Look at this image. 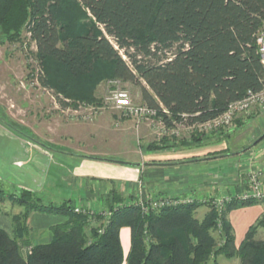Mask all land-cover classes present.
<instances>
[{
  "label": "trees",
  "instance_id": "16d2710c",
  "mask_svg": "<svg viewBox=\"0 0 264 264\" xmlns=\"http://www.w3.org/2000/svg\"><path fill=\"white\" fill-rule=\"evenodd\" d=\"M263 26L264 0H0V42L21 41L22 30H28L37 77L60 104L98 105L102 81H127L139 86L142 102L156 108L168 127L172 121L205 122L248 90L262 89L256 33ZM189 135L174 144L185 147L204 137L197 131ZM163 147L150 144L147 149ZM123 200L114 191L107 200V222L90 226L70 198L56 203L34 190L0 184V213L4 202L20 208L6 212L11 235L0 227V264H206L212 255L264 264V240L255 238L257 228L264 227V209L238 246L228 219L230 210L259 201L234 200L219 213L208 201L143 213ZM201 205L209 209L197 218ZM33 212L65 217L50 227L47 243L30 242ZM218 224L219 246L212 234ZM124 226L130 229L126 256L120 240Z\"/></svg>",
  "mask_w": 264,
  "mask_h": 264
},
{
  "label": "crops",
  "instance_id": "0c3cea01",
  "mask_svg": "<svg viewBox=\"0 0 264 264\" xmlns=\"http://www.w3.org/2000/svg\"><path fill=\"white\" fill-rule=\"evenodd\" d=\"M3 115H0V184L14 189L27 188L38 191L45 183L49 163L63 166L64 161H55L53 148L46 147L38 140L20 136L8 128L4 108ZM232 133L214 131L203 135L200 142L185 147L146 151L140 165L110 161L109 158H104L107 155L103 152L87 153L89 151L83 145L84 147H79L83 155H79L77 162L68 168L70 176L61 175L62 181L81 187L82 198L85 200L80 203V207L95 210H104L103 202L105 199L111 201L114 188L118 189L119 194L129 190L128 193L120 194L125 200L134 197L139 189L142 194H192L199 199L219 193H236L246 186L247 176L254 169L261 170L264 181V135L248 147L230 149L233 142L240 139L236 138V133H233L235 138H232ZM225 135L228 136L219 139ZM249 141L250 139H247V143ZM236 146L237 143L234 147ZM93 148L92 146L91 149ZM48 199L54 201L50 197ZM9 207L14 206L9 202L2 204L4 211L0 213V227L11 235L12 224L6 213L10 210ZM263 209L264 202L259 201L230 210L228 219L234 232L235 246L239 245L247 228L254 223ZM14 210L18 212L20 208L16 207ZM28 220L31 244H42L52 238L50 227L63 222L65 217L33 212ZM120 240L123 254L126 256L130 246L129 227L120 229ZM233 261V264H238V259ZM122 264H125V261Z\"/></svg>",
  "mask_w": 264,
  "mask_h": 264
},
{
  "label": "rangeland",
  "instance_id": "374dc122",
  "mask_svg": "<svg viewBox=\"0 0 264 264\" xmlns=\"http://www.w3.org/2000/svg\"><path fill=\"white\" fill-rule=\"evenodd\" d=\"M34 54L35 45L27 29L22 30L21 41L15 43L0 42V115L4 116V108L5 122L8 128L10 125H14V127H17V131L22 132V134L20 132L17 134L23 137L24 135L34 137L37 135L38 137L35 138L40 143L54 149L52 153L55 161H64L62 162L64 163L63 166L49 163L46 168L48 171L45 174L46 179L43 188L36 191L41 199L49 201L48 197H50L51 200L59 203L70 198L72 203L78 206L85 200L82 198L83 189L81 187L62 181L61 177L62 174L67 177L70 176L68 168L77 162L79 155H83L79 151V149L81 150L79 147L83 145L88 149L89 152L87 153L98 151L105 153L107 156H104V158L111 160L141 163V158L146 151H149L147 148L150 144L166 145L161 149L174 148L178 147L174 144L175 141L180 138H189L190 130L185 127L186 125L172 121L173 125L168 127L162 118L157 116L136 121L111 109L105 100L111 94V90L115 88L128 91L133 102H142L139 86L131 82L115 81L114 79L102 81L96 91L98 97L101 98L98 105L78 104V106L71 107L60 104L53 91L41 85L37 77L39 75L36 69L38 62ZM122 57L128 61L124 54H122ZM159 120L163 122V126ZM230 128V133L238 134L236 138L240 137L239 141L233 142V148L230 149L248 147L264 135V114L260 115L258 112L253 111L249 115H237L233 119ZM233 133L230 135H233ZM232 138H235L234 135ZM247 139H250L248 143ZM31 143L33 144V142ZM236 143L238 146L234 147ZM92 146L93 149H91ZM114 191L118 192V189L114 188ZM128 191L120 194L128 193ZM138 195L139 199H145L149 194L148 192L142 194V190L139 189L134 197L131 196L128 200H123V203L136 200ZM186 195L195 196L192 194H179V196ZM198 199L195 202L201 204L203 201H198ZM107 203L108 201L105 199L102 206L106 211L108 210ZM208 203L213 207L210 200ZM115 206L118 205L114 204V208ZM16 207H9V209L13 208L11 212H17L14 210ZM213 208L215 209V207ZM208 209L209 207L206 205L199 206L196 208L195 216L201 218ZM101 216L102 219L98 218L95 213L91 215L90 226L102 222L106 223V217L108 218L109 215ZM219 229L220 225L218 224V228L212 232L217 240L220 234ZM255 238L264 240V227L257 228ZM217 242V246H219L222 240L220 239ZM29 250V246L22 248L24 254ZM233 259L238 258L212 255L206 264H233Z\"/></svg>",
  "mask_w": 264,
  "mask_h": 264
},
{
  "label": "built area",
  "instance_id": "2783aa9c",
  "mask_svg": "<svg viewBox=\"0 0 264 264\" xmlns=\"http://www.w3.org/2000/svg\"><path fill=\"white\" fill-rule=\"evenodd\" d=\"M30 35V34H29ZM256 43L257 52L259 54L260 62L264 68V26L256 33ZM36 67L37 73L40 71L39 64ZM116 81V80H115ZM111 94L106 97V104L111 107V109L116 110L121 115L134 119L136 121L147 120L157 116V109L153 108L146 103L133 102L128 94V91L119 88L112 89ZM256 111L258 114H264V86L259 91L246 92V95L238 100L230 102L226 109L218 116L209 119L202 123H196L191 125H186L185 127L191 132L197 131L203 135L211 134L214 131H224L229 132L230 127L233 124V119L237 115L241 114H251V112ZM162 126L164 125L161 120H159ZM198 198L195 196H171V195H153L149 194L145 199L131 200L125 204L137 205L143 213L148 211H154L161 209L163 207H175L178 205H185L193 203ZM211 201L213 207L219 213L224 208V205L228 202L238 200H256L264 202V181L261 177V170L257 169L250 171L247 180L246 187L242 188L241 191L230 194H217L212 195L204 199H198V201ZM73 210L77 213H84L87 216L88 222L90 221V216L95 214L101 215H111L109 210H95V209H84L78 205L73 207ZM107 220V217H106Z\"/></svg>",
  "mask_w": 264,
  "mask_h": 264
},
{
  "label": "water",
  "instance_id": "95a60500",
  "mask_svg": "<svg viewBox=\"0 0 264 264\" xmlns=\"http://www.w3.org/2000/svg\"><path fill=\"white\" fill-rule=\"evenodd\" d=\"M108 160L114 161V162H117V163H120V164H131V163H128V162L116 161V160H111V159H108ZM135 165H140V163H135Z\"/></svg>",
  "mask_w": 264,
  "mask_h": 264
}]
</instances>
